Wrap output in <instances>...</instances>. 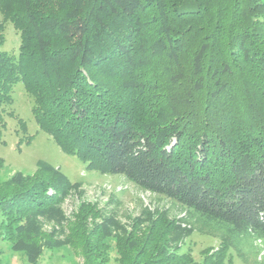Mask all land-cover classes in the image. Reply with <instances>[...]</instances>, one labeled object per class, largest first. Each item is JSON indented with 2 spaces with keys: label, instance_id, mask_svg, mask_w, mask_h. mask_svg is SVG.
I'll return each mask as SVG.
<instances>
[{
  "label": "trees",
  "instance_id": "1",
  "mask_svg": "<svg viewBox=\"0 0 264 264\" xmlns=\"http://www.w3.org/2000/svg\"><path fill=\"white\" fill-rule=\"evenodd\" d=\"M5 22L18 54L3 50ZM19 83L64 153L185 211L147 209L127 224L82 203L71 230L63 204L83 184L39 160L0 179V241L29 264L73 245L84 264H107L109 239L117 264H259L264 0H0V144ZM194 232L220 241L200 262L182 251Z\"/></svg>",
  "mask_w": 264,
  "mask_h": 264
},
{
  "label": "rangeland",
  "instance_id": "2",
  "mask_svg": "<svg viewBox=\"0 0 264 264\" xmlns=\"http://www.w3.org/2000/svg\"><path fill=\"white\" fill-rule=\"evenodd\" d=\"M3 19V17L1 16ZM5 43L3 50L10 54H18L20 46L19 32L10 22L4 26ZM13 115H5L7 128L0 144V156L5 160L0 172V179L6 180L18 171L32 174L37 169V162L45 160L59 168L72 182L83 184L84 196L80 198L72 194L63 204L70 219V228L75 227L77 215L80 213L82 203H87L95 211L114 210L119 218L130 223L131 219L144 216L147 209L154 211L167 210L172 217L185 215L183 207L177 202L160 195L145 191L130 182L121 174H103L89 169L77 156L64 153L56 144L52 136L42 131L32 115V99L26 92L23 83L14 89V103L8 108ZM25 123L26 131L21 128ZM33 136L29 142L20 144L22 138ZM92 218L88 217L90 228ZM115 239H109L110 260L107 264H117L118 251ZM258 245H260L258 243ZM220 246V241L208 235L194 232L182 244L183 252H190L198 262L203 259V251H215ZM233 264H244L243 261L232 254ZM251 261L264 264V248L261 254ZM0 264H29L22 253L11 250L9 244L0 241ZM37 264H84V255L80 246H65L60 249L45 250Z\"/></svg>",
  "mask_w": 264,
  "mask_h": 264
}]
</instances>
